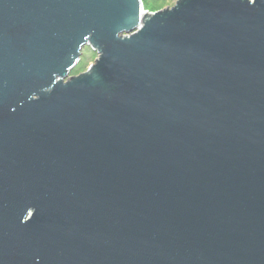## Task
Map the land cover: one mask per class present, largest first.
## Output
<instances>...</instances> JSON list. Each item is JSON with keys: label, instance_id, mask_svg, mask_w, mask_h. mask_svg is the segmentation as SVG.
<instances>
[{"label": "water", "instance_id": "obj_1", "mask_svg": "<svg viewBox=\"0 0 264 264\" xmlns=\"http://www.w3.org/2000/svg\"><path fill=\"white\" fill-rule=\"evenodd\" d=\"M144 1L0 0V264H264V0Z\"/></svg>", "mask_w": 264, "mask_h": 264}, {"label": "rangeland", "instance_id": "obj_2", "mask_svg": "<svg viewBox=\"0 0 264 264\" xmlns=\"http://www.w3.org/2000/svg\"><path fill=\"white\" fill-rule=\"evenodd\" d=\"M180 0H145V11L149 13H154L156 11H161L165 9L173 8ZM99 55L91 46H86L82 50V55L72 69L69 77H77L81 74L89 71L90 67L95 64L98 60Z\"/></svg>", "mask_w": 264, "mask_h": 264}, {"label": "bare ground", "instance_id": "obj_3", "mask_svg": "<svg viewBox=\"0 0 264 264\" xmlns=\"http://www.w3.org/2000/svg\"><path fill=\"white\" fill-rule=\"evenodd\" d=\"M143 6H145V2H143ZM145 8V7H144Z\"/></svg>", "mask_w": 264, "mask_h": 264}]
</instances>
